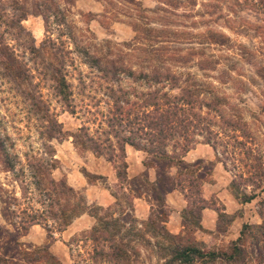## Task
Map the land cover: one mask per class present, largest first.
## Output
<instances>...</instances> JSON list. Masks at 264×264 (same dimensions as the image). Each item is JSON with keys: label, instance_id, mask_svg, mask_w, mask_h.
Segmentation results:
<instances>
[{"label": "rangeland", "instance_id": "374dc122", "mask_svg": "<svg viewBox=\"0 0 264 264\" xmlns=\"http://www.w3.org/2000/svg\"><path fill=\"white\" fill-rule=\"evenodd\" d=\"M13 1L0 0L8 15ZM20 1L29 12L22 22L28 40L16 41L10 35H6V40L35 75L34 85H40L36 89L29 87L25 93L34 97L43 113L49 110L62 124L66 136L49 140L42 127L43 113L37 112L17 84L1 75L0 68V141L4 142L15 165L13 170H7L0 155V188L3 189L0 228L14 231L24 213L37 216L41 222L20 237L23 249L33 251L50 244V252L60 264H110L94 259L93 245L88 238L98 224L94 217L82 214L59 232L62 220H54L52 216V213L60 215L62 210L75 215L71 206L67 207L70 199L72 206L81 205L84 200L91 208L96 205L98 181L91 184L84 172L96 175L99 157L76 147L74 135L87 127L90 135L105 147L106 142H111L116 152L106 150V154H115L120 165L119 139L110 127L119 116L118 107L131 105V117H134L147 97L168 95L176 102L174 98L184 96V90L189 88L193 93L200 92L196 99L203 103V110L197 112L206 118L191 133L190 148L202 147L199 152L202 156H206V149L213 153L212 162L204 159L194 165L197 168L190 167L189 172L201 168L207 172L200 197L204 199L213 193L209 202L219 209L226 203L234 221L226 234L198 230L192 223L177 235L183 236L184 244L195 239L205 243L206 249L230 254L232 243L240 237L244 224L261 225L263 228L253 234L257 239L249 232L238 243L247 250L244 262L218 260L213 264H264L260 251L264 255V178L263 181L256 178L254 184L248 181L254 175H264V0H44L50 6L54 4L52 14L38 8L37 4L43 0ZM57 4L60 6L55 10ZM58 11L63 14L64 23L60 24V19L55 17ZM31 40L40 50V59L26 53L25 47ZM67 51L68 55L64 53ZM93 58L102 60L103 69L110 68L108 75L92 63ZM65 63L77 107L74 115L66 111L57 97L52 78L43 76L52 73L54 67L63 70ZM162 75L175 80L155 82ZM124 96L130 104L117 105L116 99L123 100ZM207 103L211 108L205 107ZM128 135V132L122 134ZM183 140L177 137L170 141L169 154L180 155L181 148L174 145ZM143 154L145 162L151 164L152 158ZM100 158L105 162L108 157ZM41 164H48V170L37 174ZM180 171L186 173L182 168ZM61 181H66L75 195L62 192ZM108 185L103 182L101 188ZM235 187L256 195V199L249 204L237 202ZM115 188V185L110 187ZM220 198L225 200L221 202ZM191 205L189 202L188 207ZM10 212H15L16 217ZM134 215L139 224L143 222L135 211ZM82 216L85 217L79 220ZM44 218L48 219L46 224ZM123 224L128 229V223ZM220 226L225 227L223 219ZM137 230H142L141 225ZM132 240L133 264L165 262L157 243L166 245L167 241L151 235H146L144 242ZM3 258L20 262L11 256Z\"/></svg>", "mask_w": 264, "mask_h": 264}, {"label": "trees", "instance_id": "16d2710c", "mask_svg": "<svg viewBox=\"0 0 264 264\" xmlns=\"http://www.w3.org/2000/svg\"><path fill=\"white\" fill-rule=\"evenodd\" d=\"M53 5H48L44 0L37 4L38 8H45V12H50V14H52L51 10H53ZM59 6L60 5L57 4V7H54L55 10H58ZM9 7L12 11L10 13L11 15H8L6 9L0 5V68L3 70L1 75L9 79L12 83L17 84L21 90L20 93L26 96V98H29L33 106L36 107L37 112L43 113L44 109L36 104L34 97L32 98V96L29 95L30 93H25V90H28L29 87H34L36 89L40 86L39 84L34 85L36 79L35 75L32 74L28 65L15 54V49L9 45L6 40V35H10L15 37L14 40L16 41L27 42L28 38L25 34L28 33L25 31L22 22L28 18L29 12L27 11L26 5L22 4L20 0L13 1L12 6ZM59 11L56 13L55 17L60 19L61 24L64 23V17ZM59 15H61V17H59ZM44 16L49 17V15L45 13ZM3 28L5 29L1 33ZM27 44L28 47L24 46L26 53L39 57L40 50L33 41L31 40ZM63 44L65 43L63 42ZM64 53L68 55L70 52L67 51ZM40 58L41 57H39V59ZM101 61L102 60L98 58L92 59V63L99 66L97 68H100V70L108 75L110 68L103 69V67H101ZM121 70L122 69L119 71ZM124 73L130 74V76L132 75V73L126 71ZM48 75L52 78L56 95L63 107L70 114H76L77 107L75 99L73 98L74 93L72 87L67 78L66 63L63 64V70H58L54 67L52 73H45L43 76L45 77ZM155 80V82L161 83L162 80L174 81L175 78L162 75L156 77ZM194 92L195 93L190 91L189 88L185 89L184 96L174 98L175 100L177 99L176 102L171 101L168 95L161 97L157 94L156 96L147 97L144 106L141 107V111L134 117H131L133 112L131 111V105L127 108L120 105L118 107L119 116H117L110 125L116 138L119 139L117 147L121 154L119 156L120 165H117V156H115V154L109 156L107 154L110 153L106 154V150L113 153L116 152L111 142L109 144L106 142L105 147L99 142L97 137L90 135L87 127H82L79 133L74 135V144L76 147H83L99 158L108 157L106 161L114 166L118 179L115 190L110 189L111 194L115 198V202L110 207L103 209L100 206L94 205L93 207L95 208H91L86 205L85 200L81 205L78 203V205L72 206L70 203L71 199L69 198L70 200L67 203V207L70 208L71 206L70 210L75 211V215H68L66 210H62L60 215H58L59 213H52L54 220H62L59 232L64 231L72 223L74 218L82 214H88L97 220L98 224L91 229L88 236L93 245L94 259L110 264H133V254L130 251L131 242H133L132 239L144 242L145 236L151 235L153 238L160 237L168 242L166 245L164 243H157L159 245L158 249L160 250L161 257L165 261L163 264H196L198 262H200V264H213L218 260H225L229 263L232 261L244 262L246 260L247 250L239 244L245 240L247 233L249 234L250 232V234H252L251 236H254L255 230L263 228L261 225L244 224L240 231V237L237 241L232 243L230 254L222 251L219 252L214 249H206L207 246L205 243L198 242L195 239L194 242L184 244L183 242L185 239L183 236L181 237L180 235L170 233L166 227L170 215V210L166 204V197L169 193L174 191L182 193L187 201L192 204L190 208L187 207L183 210L184 228H187L189 224L195 223L196 229L203 230L201 224L202 212L206 208L214 209L218 213L216 231L220 234H226L228 232V226L234 221L231 215L225 213V208L219 209L216 205L200 197V189L205 180H207L208 174L204 172L202 168L190 172L189 168L195 167L194 165L197 166L204 161L198 160L194 163H188L184 159L187 153L193 149L190 148V145L193 143L191 133L194 132L193 130L196 128L202 126L204 121H206V118H203L202 114L197 112V110H203V103H201L199 99H196L200 92L197 90H194ZM120 102L126 105L130 104L126 96L123 97V100L116 99L117 105H119ZM205 107L208 109L211 108L209 103H207ZM45 111L46 113H43L41 120L44 122L42 127L46 129L49 140L64 139L66 135L63 132L62 124L58 123L56 118L50 115L48 109ZM116 127H118V131H114ZM125 132L130 133V135L123 137L122 134ZM177 137L184 140L176 143L174 148L180 147L182 151L180 155H171L167 151V148L169 147V142L175 141ZM142 142H146L147 144L144 145ZM207 144L211 145V141H207ZM128 145L152 158L151 164L146 162H144V164L147 169H155V181L150 179L147 172L132 179L128 178V164L126 162V146ZM0 155L3 156L4 168L13 170L15 168L14 162L11 160L3 141H0ZM47 165L41 164L36 171L37 174H41L42 170H48L46 167ZM173 168L177 169L176 172L172 171ZM181 168L184 169L186 173H181ZM213 168L214 166L212 165L211 170ZM84 173L86 176L90 177L91 184H94L96 181L106 183L105 177L91 174L90 172ZM256 178L263 181L264 175H254L249 178L248 181L254 184ZM38 182L40 185L43 183L42 179ZM51 182L52 184H56L52 179ZM59 186L65 194L66 191H68L72 195H75L73 188L68 187L66 181H61ZM234 189H238V187ZM2 191L3 189L0 188V193ZM234 195L237 202L241 204H249L257 197L254 194H248L246 191L241 192L239 189ZM136 198H144L151 207L148 219L140 224L134 215V200ZM57 201L59 200L57 199ZM124 205L125 209L123 208ZM10 214L12 217H16L15 212H10ZM220 218L224 220V228L220 226ZM47 220V218H44L45 224ZM40 222L37 216L24 213L20 223L14 226V231L0 228V264H60L56 256L50 252V244L37 247L33 251L25 250L21 246L20 237L28 233L32 225H38ZM123 223H128V229H126ZM140 225L142 230H137ZM124 230L125 233L123 234ZM254 238L257 239L255 236ZM257 243L259 244L260 241L257 240ZM260 251L263 257V252L262 250ZM5 256H11L13 260H20V262L8 261L3 258ZM263 262L264 258L262 260V263Z\"/></svg>", "mask_w": 264, "mask_h": 264}, {"label": "crops", "instance_id": "0c3cea01", "mask_svg": "<svg viewBox=\"0 0 264 264\" xmlns=\"http://www.w3.org/2000/svg\"><path fill=\"white\" fill-rule=\"evenodd\" d=\"M202 147L196 146L194 147L186 156L185 160L188 163H194L198 160H211L213 159V153L209 151V149H206V156H202L199 154L200 150ZM192 154V157H190ZM96 175L102 176L106 178V183L109 184L107 188L102 187L101 181L96 182V205L102 206V207H109L111 206L115 198L111 194L110 187H113L118 183V179L116 177V170L114 166L104 160L99 158L96 159ZM145 156L141 151H138L136 149H133L131 147H126V162L128 164V169H127V174L128 178L132 179L136 176H139L140 174H143L145 172L148 173L150 179L152 181H155L156 178V171L153 168L147 169L144 162H145ZM100 162V164H99ZM103 164V166H101ZM218 167V165H216ZM216 167V168H217ZM219 168V167H218ZM70 182V181H69ZM206 182H204V185ZM113 185V186H112ZM204 187V186H203ZM105 190H104V189ZM210 198H209V197ZM214 196V194L206 195L204 199L206 201H210V199ZM223 202L225 199L220 198ZM166 204L168 209L170 210V215H169V220L166 223V227L169 230L170 233L172 234H179L182 232V229H184L183 225V219L181 213L183 212L184 209L188 207V202L185 196L180 193L179 191H174L171 192L167 195L166 197ZM223 206L226 209V213H228V205L223 202ZM134 211L136 214V217L139 220H147L149 215H150V205L144 198H136L134 200ZM227 207V208H226ZM141 211L142 213H140ZM85 216H82L79 220H82ZM78 220V221H79ZM209 221V223L207 222ZM77 222V220H75ZM202 227L205 231L208 233L216 231L217 224H218V213L214 209L206 208L202 212V221H201ZM235 239V238H234Z\"/></svg>", "mask_w": 264, "mask_h": 264}]
</instances>
